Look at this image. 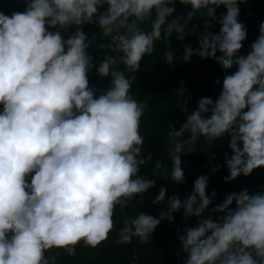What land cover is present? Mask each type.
I'll return each mask as SVG.
<instances>
[{"label":"clouds","instance_id":"clouds-1","mask_svg":"<svg viewBox=\"0 0 264 264\" xmlns=\"http://www.w3.org/2000/svg\"><path fill=\"white\" fill-rule=\"evenodd\" d=\"M21 2L23 11L0 12V264H56V256L46 255L53 249L74 256L81 242L95 248L113 230L117 207L152 195L155 180L141 171L153 159L140 132L145 103L130 90L141 61L173 33L177 41L195 35L196 47H170L165 64L195 56L225 74L213 80L220 85L216 98L200 97L190 112V98L178 97L185 119L167 133V180L184 182L182 153L193 152L201 138L208 145L227 140L225 183L264 168V21L240 54L245 0ZM177 4L188 10L173 15ZM220 6L225 11L217 17ZM197 19L203 30L191 23ZM86 24L111 38L116 55L97 62ZM214 25L216 32L209 30ZM89 73L107 85L90 86ZM206 155L210 172H219L214 153ZM163 167L157 160L152 171ZM208 181L207 174L197 176L183 199H165L161 186L151 200L161 206L158 214L136 210L123 219L115 242L147 243L179 211L183 221L195 219L176 229L180 264H264V186L226 193L213 204L217 193L206 191Z\"/></svg>","mask_w":264,"mask_h":264},{"label":"trees","instance_id":"trees-1","mask_svg":"<svg viewBox=\"0 0 264 264\" xmlns=\"http://www.w3.org/2000/svg\"><path fill=\"white\" fill-rule=\"evenodd\" d=\"M239 21L244 23L247 33L246 39L242 42L240 54H247L249 44L254 41L258 34V26L264 21V0H245L239 5ZM188 9L185 6L176 5V12L173 15L185 13ZM13 11H23L21 0H0V12L11 14ZM225 11L223 6L216 9L215 15L219 17ZM194 23L198 29L203 30L202 22L197 19ZM147 27V24L142 25ZM191 27V24H190ZM219 26L214 25L210 31H218ZM85 33L90 35L92 46L89 53L100 59L116 55L113 48L109 47L111 38H104L98 34L95 25H84ZM97 33V34H96ZM96 34L95 36H92ZM191 43L196 47L195 35L187 37L184 41H177L175 34L169 37V44L165 41L157 42L155 50L151 56L145 57L141 61L140 69L135 73L136 79L133 81L131 94L134 99L145 103L144 114L141 117L140 132L145 137L144 151L152 153L153 159L146 166L142 167V173L150 175L155 180V185L148 190L152 195L145 194L142 201H133L129 207L116 208L113 216L114 228L109 233L108 239L101 242L97 247L90 248L79 243L75 246V255L68 256L62 249H53L46 255L56 256V264H180L182 253L178 252L179 243L176 229H183L185 224L194 225L195 219L190 218L183 221L181 212H177L171 224L163 221L154 231L152 239L147 243H140L138 239H133L128 244H117L118 230L122 226L123 219L127 216H134L137 211H143L154 217L158 214L161 206L153 205L151 200L158 189L163 186L166 189V196L176 194L181 199L185 198L192 189L194 179L201 175L209 176L207 192L216 190V199L213 204L221 202L226 193L238 192L242 188H247L249 192L260 191L264 186V168H258L248 177L239 176L236 180L225 183L223 177L227 175V170L223 166V153L227 149V140L213 141L211 145L205 143L203 138L197 141L190 153H182L181 163L185 173V180L182 184H173L167 180V149L168 130L170 127L179 129L185 117L181 109L185 106L177 102L178 97L188 99L187 108L189 112L196 106V101L203 96H211L213 99L218 95L220 85L213 84L217 77L221 78L223 73L220 67L209 59L201 61L193 56L188 63H176L169 66L163 62V52L170 47L179 48L182 43ZM175 55H180L177 51ZM219 55V53H217ZM123 70L122 65H117ZM235 67L229 71H234ZM94 71V70H93ZM89 85L97 88L107 85V81H101L93 73H89ZM189 146H185V150ZM206 151L214 153L215 159L212 165L219 164L220 171L212 174L210 166L207 164L208 156ZM229 155H231L229 151ZM157 160L164 162L165 167L153 170ZM209 205V208L213 206Z\"/></svg>","mask_w":264,"mask_h":264}]
</instances>
